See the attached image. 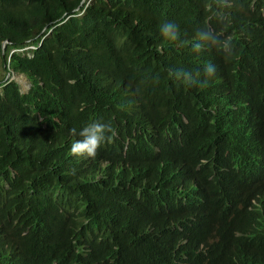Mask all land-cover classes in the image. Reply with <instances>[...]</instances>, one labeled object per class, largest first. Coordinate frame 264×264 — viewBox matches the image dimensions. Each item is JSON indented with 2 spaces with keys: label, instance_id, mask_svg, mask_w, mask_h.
I'll return each mask as SVG.
<instances>
[{
  "label": "trees",
  "instance_id": "trees-1",
  "mask_svg": "<svg viewBox=\"0 0 264 264\" xmlns=\"http://www.w3.org/2000/svg\"><path fill=\"white\" fill-rule=\"evenodd\" d=\"M0 58V264L264 262V0H0Z\"/></svg>",
  "mask_w": 264,
  "mask_h": 264
},
{
  "label": "clouds",
  "instance_id": "clouds-1",
  "mask_svg": "<svg viewBox=\"0 0 264 264\" xmlns=\"http://www.w3.org/2000/svg\"><path fill=\"white\" fill-rule=\"evenodd\" d=\"M159 32L168 40L175 41L177 39L178 25L173 21H165L160 25ZM196 36V41L192 43V49L194 51L198 52L201 49L202 42H207L223 49L229 48V44L226 41L221 40L215 33L209 30L198 28L196 29ZM215 71L216 66L212 63H208L203 68V72L206 76H212ZM174 75L188 82L190 85L196 83L187 72L177 71L174 72ZM111 132L112 129L109 124L98 121L87 124L78 131L75 128H71L69 129V133L76 138L72 140L70 152L77 157L94 158L97 149L109 138ZM247 196L249 208L253 211V214L259 216L261 220H264V189L258 190L252 194H247ZM235 239H238L235 234L226 238L212 235V242L216 244L213 250H219L218 246L221 245H231ZM254 257H264V247H256ZM253 264H264V262L260 263L253 261Z\"/></svg>",
  "mask_w": 264,
  "mask_h": 264
},
{
  "label": "water",
  "instance_id": "water-1",
  "mask_svg": "<svg viewBox=\"0 0 264 264\" xmlns=\"http://www.w3.org/2000/svg\"><path fill=\"white\" fill-rule=\"evenodd\" d=\"M22 77V79L26 82V84H27V89L26 90H28L29 91V89H30V83H29V81L27 80V78H26V76L25 75H23V74H21V75H13V74H10V73H8V75H7V80L9 81H12V80H14V81H16L17 83H18V85L21 87V90H23L22 88H24V87H26L25 86V84H23V83H21V81L20 80H18V77ZM26 90H23V91H26Z\"/></svg>",
  "mask_w": 264,
  "mask_h": 264
},
{
  "label": "rangeland",
  "instance_id": "rangeland-1",
  "mask_svg": "<svg viewBox=\"0 0 264 264\" xmlns=\"http://www.w3.org/2000/svg\"><path fill=\"white\" fill-rule=\"evenodd\" d=\"M2 59L0 58V67H1V73L2 74H4V69L2 68ZM18 80H20L21 81V83H23V84H25V86L26 87H24V88H22L23 90H26L27 89V84H26V82L22 79V77L20 76V77H18ZM26 88V89H25ZM22 90V91H23ZM23 92H25V91H23Z\"/></svg>",
  "mask_w": 264,
  "mask_h": 264
},
{
  "label": "bare ground",
  "instance_id": "bare-ground-1",
  "mask_svg": "<svg viewBox=\"0 0 264 264\" xmlns=\"http://www.w3.org/2000/svg\"><path fill=\"white\" fill-rule=\"evenodd\" d=\"M26 91H28V90H26ZM26 91H25V92H26ZM233 207H234V206H233ZM235 207H236V206H235ZM235 207H234V208H235ZM246 210H248V209H246ZM237 211H238V210H237ZM237 211H236V212H237ZM257 233H258V232H257ZM259 233H261V232H259ZM262 233H263V232H262ZM253 235H254V234L252 233V236H253ZM261 235H262V234H261ZM250 237H251V236H250ZM254 237L256 238V234H255ZM257 241H258V240H257ZM257 241H256V242H257ZM257 243H258V242H257ZM263 243H264V242H263ZM260 244H261V243H260ZM262 245L264 246V244H262ZM231 256H232V254H231ZM252 258H253V257H252ZM254 260H255V258H254Z\"/></svg>",
  "mask_w": 264,
  "mask_h": 264
}]
</instances>
